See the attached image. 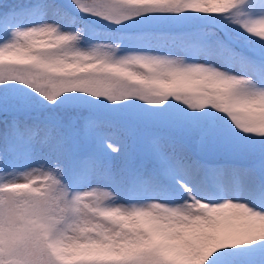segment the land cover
<instances>
[{"label": "snow or ice", "instance_id": "6c2138e0", "mask_svg": "<svg viewBox=\"0 0 264 264\" xmlns=\"http://www.w3.org/2000/svg\"><path fill=\"white\" fill-rule=\"evenodd\" d=\"M0 264H264V0H0Z\"/></svg>", "mask_w": 264, "mask_h": 264}, {"label": "rangeland", "instance_id": "374dc122", "mask_svg": "<svg viewBox=\"0 0 264 264\" xmlns=\"http://www.w3.org/2000/svg\"><path fill=\"white\" fill-rule=\"evenodd\" d=\"M8 2H12V0H8Z\"/></svg>", "mask_w": 264, "mask_h": 264}]
</instances>
